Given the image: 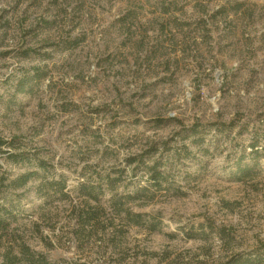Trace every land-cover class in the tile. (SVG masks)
I'll return each instance as SVG.
<instances>
[{"label":"rangeland","instance_id":"rangeland-1","mask_svg":"<svg viewBox=\"0 0 264 264\" xmlns=\"http://www.w3.org/2000/svg\"><path fill=\"white\" fill-rule=\"evenodd\" d=\"M0 136L21 155L0 154V264L20 244L67 264L252 250L264 0H0Z\"/></svg>","mask_w":264,"mask_h":264},{"label":"trees","instance_id":"trees-1","mask_svg":"<svg viewBox=\"0 0 264 264\" xmlns=\"http://www.w3.org/2000/svg\"><path fill=\"white\" fill-rule=\"evenodd\" d=\"M6 145H11V143H8L0 136V154H8L9 159H14L15 162H19L21 155L12 154L3 150ZM33 175L34 174L30 173L21 176L15 182L14 187L18 188L25 186ZM152 179L156 182H161V180L164 179V175L156 167H154ZM136 223L139 225V222ZM8 226L9 225L7 224L6 220L0 217V231H6ZM190 238L193 239L194 236L191 235ZM18 247L20 250V255H15L13 247H10L4 254V260L2 264H67L65 262L50 263L43 256L38 255L37 257L35 253H33L31 249L25 244H20ZM217 264H264V242L259 243L252 250H244L233 253L225 260H219Z\"/></svg>","mask_w":264,"mask_h":264}]
</instances>
